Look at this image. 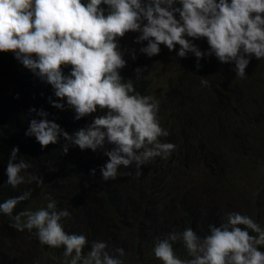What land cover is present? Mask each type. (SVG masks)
<instances>
[{
    "label": "clouds",
    "instance_id": "1",
    "mask_svg": "<svg viewBox=\"0 0 264 264\" xmlns=\"http://www.w3.org/2000/svg\"><path fill=\"white\" fill-rule=\"evenodd\" d=\"M128 33H136L133 42L148 58L159 56L163 45L181 59L194 55L199 70L202 59L214 56L244 79L252 58L264 59V0H0V53L13 54L51 86L56 99H47L52 107L73 110L75 121L91 118L70 134L45 109L31 107L29 113L40 119L30 120L25 136L35 137L41 149L63 138V154L70 147L102 151L108 157L100 166L106 182L133 164L139 176L142 166L156 157L167 159L176 148L160 140L169 133L158 120L159 101L141 95L131 79L121 76L128 65L125 56L137 59V49L120 43ZM202 39L205 50L196 43ZM200 83L209 86L206 79ZM20 152L19 145L10 150L6 184L13 189L25 183L43 185V176L28 171L32 164L18 158ZM90 171L96 175L95 168ZM31 195L28 190L0 203V213L11 218L10 227L27 230L41 245L63 246L66 264H124V249L113 255L105 241H92L86 251L87 236L65 230L62 221L71 213L59 209L51 197L46 207L13 215ZM177 241L187 258L176 254ZM262 249L264 227L248 215L230 212L225 222L210 224L203 237L188 227L157 238L153 254L162 264H264Z\"/></svg>",
    "mask_w": 264,
    "mask_h": 264
},
{
    "label": "rangeland",
    "instance_id": "2",
    "mask_svg": "<svg viewBox=\"0 0 264 264\" xmlns=\"http://www.w3.org/2000/svg\"><path fill=\"white\" fill-rule=\"evenodd\" d=\"M202 50L208 48L206 39L196 41ZM159 56L153 57L154 63L150 64L148 78L154 84V89L149 95L158 100V96H164L174 100L176 104L185 102L184 94L188 89L192 92H200L202 100L199 101V116L192 115V120L200 123V134L192 136L184 141L185 148L176 146L175 150L167 159L156 157L142 166V174L136 175V166L130 168L121 167L119 172L122 178L119 181L112 180L111 189L121 196V201L128 197L142 196L150 199V194L145 192L144 173H149L150 186L155 193L162 182H166L165 198L162 208L166 211H173L177 203L172 196L177 190L187 192V199L190 203L196 204L204 210L215 208L224 221L230 212H240L252 217L257 223L264 227V59L252 58L246 68L244 79L234 77L235 72L228 64H221L214 56L202 60L204 67L197 70L194 66L196 58L189 54L187 58L181 59L170 53L166 47L161 46ZM179 46H177L178 50ZM210 62V63H209ZM204 64H202L203 66ZM221 65L226 69L221 68ZM227 67L230 73L227 72ZM225 71L227 74L222 73ZM10 73L5 68H0V109H12V98L16 97L14 90L8 82ZM221 76V78L219 77ZM211 77L214 78L211 81ZM228 77L225 87L217 85L224 82ZM209 81V86L201 88V80ZM235 84V85H233ZM13 94V96H12ZM161 100V99H160ZM182 122H178L181 128ZM179 129V128H178ZM167 137H161V142ZM110 148L111 145H106ZM212 150L217 151L218 158L212 159ZM96 173H100V166L105 164L108 157L98 150L95 154ZM177 160H181L179 163ZM151 162V163H150ZM206 162L211 163L208 165ZM134 165V164H133ZM214 165L215 169L210 166ZM132 168V169H131ZM6 168L0 167V179H6ZM42 169L32 167L28 171L36 174H43ZM131 172V175L125 173ZM95 177L85 178L86 187L91 188L95 183ZM78 181V179H77ZM31 184H22L17 188L20 191L32 190ZM78 186V183H75ZM68 188H52L46 191L44 197L47 204V197L57 199L62 209H67L71 217L62 221L65 230L67 227H82V206L85 201H92L84 195L80 201L78 196L74 197V185ZM78 195V194H77ZM151 199L150 201H155ZM161 200V198H160ZM59 205V204H58ZM99 214L101 212H98ZM162 216H165L164 211ZM173 217L167 222L169 232L173 231ZM105 222V219H104ZM101 224L102 220H101ZM84 228V227H83ZM82 231L85 233V230ZM121 237L118 238V245L109 252L113 255L115 249L123 248L125 255L120 257L124 264H147L148 256L153 264H162L153 254V248L146 242L135 245V238L129 230H121ZM19 234V235H18ZM15 233L16 247H21L19 257L13 259V264L19 263L24 256L28 258L26 263L39 264L51 260H62L55 253L54 248L48 249L47 245H41L34 235L20 232ZM23 235V238H20ZM20 238V239H19ZM31 241V242H30ZM20 249V248H19ZM264 250V249H262ZM87 251V250H86ZM67 259V258H66Z\"/></svg>",
    "mask_w": 264,
    "mask_h": 264
},
{
    "label": "trees",
    "instance_id": "3",
    "mask_svg": "<svg viewBox=\"0 0 264 264\" xmlns=\"http://www.w3.org/2000/svg\"><path fill=\"white\" fill-rule=\"evenodd\" d=\"M136 33H128L120 41L122 46L137 49V59L133 61L130 55H126L125 59L128 61L127 67L121 70V76L125 81L131 79L136 91L141 95H149L154 89V84L148 78V70L150 64L154 63V58H148L144 54H140L138 49L141 45L135 44L134 37ZM207 45V44H206ZM208 46V45H207ZM206 58L202 60H206ZM200 61L202 67L205 66L203 61ZM210 63V62H209ZM147 65L145 68L144 66ZM196 68V62L194 63ZM143 69L136 72L137 68ZM0 68H5L10 73L9 83L11 90L16 93V97L12 98V109L1 110L0 109V167L6 168V163L10 150L13 146L19 145L20 154L18 158L24 159L32 164V167L36 169H45L43 174L44 184L37 186L34 182L32 184V195L27 201H23L17 205L13 215L24 210L31 209L36 210L41 207H46L45 193L52 188H68L66 186L74 185L73 193L78 196V200L82 199L84 195L93 199L92 201L85 203L82 206H78L82 210V227H67V232L85 234L89 240V245L86 250L90 249L92 241H105L108 248L113 250L118 245V238L122 236L121 230H129L133 233L135 238V245H141L142 242H146L149 247L153 248L154 244L159 239H165L169 232V226L167 222L173 217V231L177 233L183 232L185 228L191 227L197 232L198 235L203 237L208 233L209 225H219L225 222L219 215L215 208L204 210L196 204L190 203L187 199V192L180 189L172 196L177 199V203L173 211H166V206L162 208L165 198L166 182H162L156 193L155 189L150 186L149 173H144L143 178L145 180V192L150 194V199H144L142 196L136 194L121 201L115 190L111 189L110 185L112 180L104 181L101 174L96 173L95 183L91 188L86 187L84 183L85 178H91V169L98 168L96 166V152L92 150H80L78 147H70L67 154L62 153L60 143L49 145L45 149H41L40 144L36 141L35 137L25 136V132L29 127V122L32 118L40 119L36 113H29L31 107H35L37 110L40 108L45 109L49 113V119H55L60 126L68 131L70 134L74 133L79 128L85 126L90 122V117L83 118L79 121H75L73 110H60L54 108L48 102V96H53V90L50 85H46L35 78L32 73L24 68L11 53H0ZM221 68L225 66L221 65ZM224 74L225 71H221ZM227 72L230 73L229 67ZM221 78V76L219 75ZM234 77H237L234 75ZM238 78V77H237ZM223 84L219 82L217 85L224 86L228 77L224 78ZM214 78L211 77V81ZM215 83V81H213ZM235 85V84H233ZM202 89H204L201 86ZM18 94V98H17ZM161 99V100H160ZM185 102L176 104L174 100H170L164 96V99L158 96L159 112L158 120L161 126L169 133L167 141L164 139L162 142L173 143L180 149L185 148L182 135H184L185 141L192 136L199 135V129H201L200 123L192 120V115L199 116V101L202 100L200 92L195 93L190 89L184 94ZM182 122L181 128L177 123ZM179 128V129H178ZM212 159L218 158L217 151L212 150ZM153 160H151L152 162ZM181 160H177L179 163ZM106 162V161H105ZM150 162V163H151ZM208 165L211 163L206 162ZM135 167V164L131 166ZM131 168V169H132ZM211 169H215L214 165L210 166ZM124 169V168H123ZM120 173V172H119ZM121 174V173H120ZM118 174L117 177H120ZM78 179V181H77ZM122 178H116L115 181H119ZM6 179H0V203L4 200L15 197L22 194L25 191H20L19 188L13 189L10 185L6 184ZM78 183V186L75 184ZM78 194V195H77ZM77 198V197H76ZM161 198V200H160ZM156 199L155 201H150ZM57 201L59 209H62L60 202ZM164 211L165 216H162ZM98 212H101L100 214ZM105 219V222H104ZM101 220L103 225L101 224ZM11 218L7 215L0 213V264H13V259L19 257L21 247H16L15 241L17 232L16 229L10 227ZM84 227V228H83ZM85 230V233L82 231ZM24 233H28L27 230ZM19 235V234H18ZM20 235V238H23ZM19 238V239H20ZM31 242V241H30ZM48 249L51 247L47 246ZM176 254L180 258H187L186 250L182 242L177 241L173 245ZM20 248V249H19ZM56 254L62 259L51 260V255L47 258L49 262L42 264H66V258L63 256L64 248H54ZM149 261L147 264H153L151 257L148 256ZM28 258L23 255L21 261L16 264L26 263ZM28 264H34L29 262Z\"/></svg>",
    "mask_w": 264,
    "mask_h": 264
}]
</instances>
